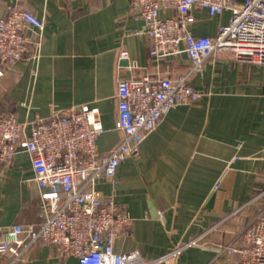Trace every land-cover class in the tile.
<instances>
[{"label": "crops", "instance_id": "obj_1", "mask_svg": "<svg viewBox=\"0 0 264 264\" xmlns=\"http://www.w3.org/2000/svg\"><path fill=\"white\" fill-rule=\"evenodd\" d=\"M11 4L32 11L44 25L26 30L20 60L0 63V114L23 121L69 106H95L103 154L122 138L115 124L118 78H173L189 70L187 58L149 55L145 21L130 0H0V16ZM191 14L188 29L196 36L214 37L229 18L228 11L210 16L200 8ZM122 50L127 56H120ZM188 82L198 99L172 107L140 142L138 155L124 159L96 188L130 216L119 228L115 252L137 249L149 260L194 240L175 259L157 264H233L238 255L228 246L240 243L246 224L264 206V66L223 50L206 58ZM41 207L30 156L19 150L0 164V240L16 223L38 222ZM11 259L0 253V264ZM14 264L79 262L39 241Z\"/></svg>", "mask_w": 264, "mask_h": 264}, {"label": "built area", "instance_id": "obj_2", "mask_svg": "<svg viewBox=\"0 0 264 264\" xmlns=\"http://www.w3.org/2000/svg\"><path fill=\"white\" fill-rule=\"evenodd\" d=\"M145 21L149 55L162 60L187 58L189 70L176 77H120L117 80L116 128L120 142L103 154L97 138L103 131L98 108L89 104L62 108L48 118L18 120L0 114V164L19 151L30 156L42 207L36 223H16L0 240V253L20 260L32 244L44 241L73 255L79 264H157L175 259L192 244L189 240L168 252L145 259L137 249L114 251V241L130 218L112 201L105 202L96 184L112 178L127 157L138 155L139 144L174 106L196 101L200 93L188 82L202 69L206 58L223 50L234 58L264 66V0H130ZM193 8L216 16L229 12L214 37L196 36L188 29ZM43 20L17 4L0 16V63L20 60L27 49L25 32L42 30ZM127 56V51H120ZM2 70L0 68V76ZM221 177L214 184L216 189ZM238 259L233 264H264V206H260L240 235V243L228 246Z\"/></svg>", "mask_w": 264, "mask_h": 264}, {"label": "water", "instance_id": "obj_3", "mask_svg": "<svg viewBox=\"0 0 264 264\" xmlns=\"http://www.w3.org/2000/svg\"><path fill=\"white\" fill-rule=\"evenodd\" d=\"M123 62H126V60H123Z\"/></svg>", "mask_w": 264, "mask_h": 264}]
</instances>
